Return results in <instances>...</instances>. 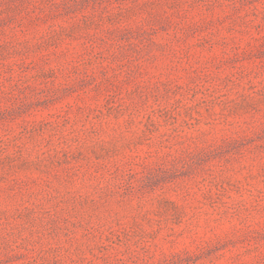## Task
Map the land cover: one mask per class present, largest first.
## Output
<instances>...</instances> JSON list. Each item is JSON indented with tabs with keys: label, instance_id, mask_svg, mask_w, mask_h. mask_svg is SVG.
Wrapping results in <instances>:
<instances>
[{
	"label": "rangeland",
	"instance_id": "1",
	"mask_svg": "<svg viewBox=\"0 0 264 264\" xmlns=\"http://www.w3.org/2000/svg\"><path fill=\"white\" fill-rule=\"evenodd\" d=\"M0 264H264V0H0Z\"/></svg>",
	"mask_w": 264,
	"mask_h": 264
}]
</instances>
